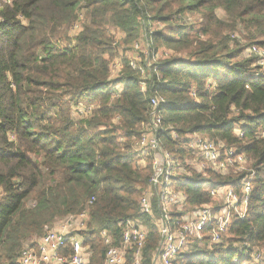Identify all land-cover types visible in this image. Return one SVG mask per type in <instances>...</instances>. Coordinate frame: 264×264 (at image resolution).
I'll return each instance as SVG.
<instances>
[{"label": "trees", "instance_id": "trees-1", "mask_svg": "<svg viewBox=\"0 0 264 264\" xmlns=\"http://www.w3.org/2000/svg\"><path fill=\"white\" fill-rule=\"evenodd\" d=\"M82 8L88 21L72 43L67 32ZM198 10L206 25L177 23L176 15ZM2 13L0 264H20L28 239L85 208L88 264H104L101 231L119 245L121 224L134 218L147 228L151 264L161 236L152 217L140 213V200L153 167L150 156L138 166L133 143L156 94L164 98L160 142L169 151L183 159L198 133L246 153L256 170L249 213L234 220L225 243L195 246L177 264H229L234 244L249 243L250 253L264 248V67L254 55L240 58L245 46L232 48L214 33L216 23L225 26L219 32L244 26L248 47L264 48V0H15ZM109 24L129 41L144 36L155 57L161 49L173 53L158 55L149 72L143 68L147 79L127 61L112 77ZM83 101L89 105L81 111ZM189 172L175 180L191 206L212 201L208 182L237 187L244 176Z\"/></svg>", "mask_w": 264, "mask_h": 264}, {"label": "built area", "instance_id": "built-area-1", "mask_svg": "<svg viewBox=\"0 0 264 264\" xmlns=\"http://www.w3.org/2000/svg\"><path fill=\"white\" fill-rule=\"evenodd\" d=\"M14 1L0 0V23L4 21L3 10ZM248 52L256 56L257 65L264 67V48L254 44ZM139 70L145 74L143 68ZM141 89L147 90L145 83H142ZM163 101L159 94L151 97L149 119L141 123V135L133 143V149L139 154L138 166L144 167L150 156L153 167L149 185L140 200V213L152 217L161 236L159 246L150 257L151 264H177L181 255L195 246L212 248L225 243L224 237L230 232L234 220L244 219L249 213L256 170L253 160L246 153L198 133L190 138L185 147L192 159L184 165L177 153L169 151L160 142V131L163 129L160 106ZM238 133H242L241 130L238 129ZM262 135L264 138V131ZM173 136L176 137L175 132ZM198 162L202 164L198 166ZM188 170L202 174L211 171L225 176L244 173V176L237 187L234 184L214 186L208 182L205 188L212 201L191 206L188 195L175 180ZM92 202L89 201V204ZM88 219L89 210L85 208L79 214L67 216L58 227L46 226L38 242L24 247L19 263L88 264L92 251L90 246L85 245L81 234L87 229ZM121 226L122 240L119 245L114 244L112 235L106 229L101 231L106 246L104 264H145L146 226L139 218L126 220ZM250 247L249 243L241 246L234 244L232 248L237 250V254L229 264H264V248L250 253Z\"/></svg>", "mask_w": 264, "mask_h": 264}, {"label": "rangeland", "instance_id": "rangeland-1", "mask_svg": "<svg viewBox=\"0 0 264 264\" xmlns=\"http://www.w3.org/2000/svg\"><path fill=\"white\" fill-rule=\"evenodd\" d=\"M86 13L87 11L85 8H82L79 10L78 19L76 20L75 24L67 32L70 42L74 43L76 40V37L82 32L84 25L88 21L86 17ZM217 14L220 20L227 21L225 19V14L222 9L220 8L217 9ZM175 19L178 24H186V25H196L197 26L202 23L204 25L208 23V20L204 18L203 10L187 11L184 14L176 15ZM153 25L154 27H158L157 23H154ZM220 27L223 28L225 26H220L218 23L214 25V31H216L214 33H217L218 38L222 39L223 42L225 43L229 42L232 48L237 47L236 43L240 44L239 47L245 46L244 49L241 51L240 58L249 59V52H248L249 44L248 43H250V41L247 39L248 31L245 30L244 26H238L234 32L227 31V30H223V32H219ZM108 28L114 38L113 47L115 50V55L109 56L112 77H116L122 73L126 61L130 63L133 66V68H136V69L144 68L146 71H148V69L154 63V61L157 60L158 55L160 58H163L165 57V55L167 54L171 55L173 53V52H168V51L164 52V50L161 49L158 55L155 57L153 51L149 48V45L146 39L144 38V36H140V38L136 41H129L126 38L125 33L119 28H116L110 24L108 25ZM176 55H180V54H176ZM143 77L145 79L148 78L146 74H143ZM120 89H121V86H118V90ZM82 104H83L82 106L78 107L81 111L85 110L86 105H89L87 101H83ZM90 105L93 108L97 104L90 103ZM116 123H118V120L115 121V124ZM191 159H192V155H190V153L184 154L182 163L184 165H188L189 164L188 162H190ZM201 164H202L201 162H198V166H200ZM252 165H253V162H252ZM192 172L193 170H190L189 173L192 174ZM205 175H209V172H205ZM65 218L66 217L59 218L55 222L50 223L49 226L51 228L58 227L62 224ZM43 234L44 232L41 235H36V236L31 237L24 243V245L27 246L31 243L38 242Z\"/></svg>", "mask_w": 264, "mask_h": 264}]
</instances>
